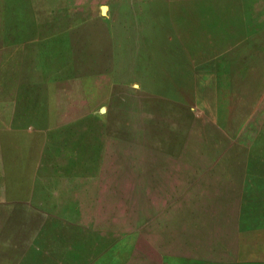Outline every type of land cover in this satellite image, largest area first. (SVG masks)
<instances>
[{
    "label": "rangeland",
    "instance_id": "1",
    "mask_svg": "<svg viewBox=\"0 0 264 264\" xmlns=\"http://www.w3.org/2000/svg\"><path fill=\"white\" fill-rule=\"evenodd\" d=\"M95 1L129 33L109 103L126 142L33 165L0 44V264H264V0Z\"/></svg>",
    "mask_w": 264,
    "mask_h": 264
},
{
    "label": "crops",
    "instance_id": "2",
    "mask_svg": "<svg viewBox=\"0 0 264 264\" xmlns=\"http://www.w3.org/2000/svg\"><path fill=\"white\" fill-rule=\"evenodd\" d=\"M110 22L108 2L0 0V44L11 59L23 60L22 78L13 83V124L39 144L33 165L66 172L98 167L112 145L119 152L126 142L125 131L110 127L109 103L119 82L111 56L113 64L125 61L129 33L124 26L115 34ZM55 183L40 178L39 193L57 192L49 185Z\"/></svg>",
    "mask_w": 264,
    "mask_h": 264
}]
</instances>
